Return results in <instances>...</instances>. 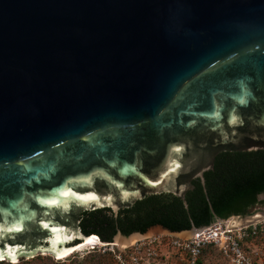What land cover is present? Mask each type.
<instances>
[{
	"label": "water",
	"instance_id": "1",
	"mask_svg": "<svg viewBox=\"0 0 264 264\" xmlns=\"http://www.w3.org/2000/svg\"><path fill=\"white\" fill-rule=\"evenodd\" d=\"M258 150L264 0H0V262L83 244L85 211L188 208L220 153Z\"/></svg>",
	"mask_w": 264,
	"mask_h": 264
},
{
	"label": "trees",
	"instance_id": "2",
	"mask_svg": "<svg viewBox=\"0 0 264 264\" xmlns=\"http://www.w3.org/2000/svg\"><path fill=\"white\" fill-rule=\"evenodd\" d=\"M205 180L207 191L200 179L193 180L195 189L186 195L188 208L173 194L152 195L132 208L121 209L117 216L108 208L83 212L82 231L89 236L96 234L104 242H112L119 231L124 235L145 233L155 225L183 231L193 225H210L218 218L253 215L260 203L258 196L264 195V150L220 153L214 169L205 173ZM263 227L264 224L260 225L258 233L249 240L259 235ZM209 248L212 246L206 249Z\"/></svg>",
	"mask_w": 264,
	"mask_h": 264
},
{
	"label": "built area",
	"instance_id": "3",
	"mask_svg": "<svg viewBox=\"0 0 264 264\" xmlns=\"http://www.w3.org/2000/svg\"><path fill=\"white\" fill-rule=\"evenodd\" d=\"M231 218L217 219L203 231L187 239L171 234H157L119 248L117 264H206L204 250L216 247L225 256L221 264H264L245 249L250 237L263 224L237 225ZM116 246L115 244H105ZM118 246V245H117ZM95 249V248H94ZM169 256L163 257V254Z\"/></svg>",
	"mask_w": 264,
	"mask_h": 264
},
{
	"label": "rangeland",
	"instance_id": "4",
	"mask_svg": "<svg viewBox=\"0 0 264 264\" xmlns=\"http://www.w3.org/2000/svg\"><path fill=\"white\" fill-rule=\"evenodd\" d=\"M258 201L260 203L254 208L253 215L232 216L230 217L233 221L232 223L237 224L236 221L241 220L243 223H241L240 225H244L246 223L249 224L251 223V221L247 220L249 217L255 216L256 214H260L262 215L261 218L257 221H252V223L264 224L263 194L258 196ZM157 234L166 235L165 239H167L169 236L167 235V233H153L149 237H152ZM245 245H246L245 249L248 251L249 254L253 255L258 260L264 262V227L259 235L248 240ZM118 251H119V246L117 245L107 246L99 241L94 240L90 245H86L81 249L76 250L73 253L61 259L49 253H39L31 258H21L18 262H14L11 264H117L115 253ZM165 256H169V254L165 252V254H163V257ZM204 260L206 264H221L225 260V256L220 251H218L216 247H212L206 249ZM5 262H6L5 264L10 263L8 261Z\"/></svg>",
	"mask_w": 264,
	"mask_h": 264
},
{
	"label": "snow or ice",
	"instance_id": "5",
	"mask_svg": "<svg viewBox=\"0 0 264 264\" xmlns=\"http://www.w3.org/2000/svg\"><path fill=\"white\" fill-rule=\"evenodd\" d=\"M73 183H74V181H73ZM149 183H151V181H149ZM61 195H65V196H67V195H78V193L74 192L72 189H68V191L62 192ZM85 198H86L85 196H80V199H82V200L85 199ZM52 202L55 203V201H52ZM44 227L47 228L48 225L45 224ZM7 231L10 232L11 228L7 229ZM17 231H23V229L22 228H17ZM52 231L55 232V231H58V230L57 229H52ZM3 232H4V229H3L2 226H0V234H2ZM2 238H3V236L0 235V239H2ZM90 239H94V237H92ZM6 251L11 253L12 254V259L15 260V258H16L15 253L12 252L11 246L8 245V244H5L3 246V248H0V259H4V253ZM67 251H70V250H65V254H66Z\"/></svg>",
	"mask_w": 264,
	"mask_h": 264
},
{
	"label": "bare ground",
	"instance_id": "6",
	"mask_svg": "<svg viewBox=\"0 0 264 264\" xmlns=\"http://www.w3.org/2000/svg\"><path fill=\"white\" fill-rule=\"evenodd\" d=\"M261 216L262 215H260V214H256L255 216H251V217H249L247 220L248 221H257V220H259L260 218H261ZM238 219V218H237ZM246 220V221H247ZM237 222V225H240L241 223H243L241 220H237L236 221ZM92 237H94V239H90V238H92ZM94 240H96V241H99L95 236H90L83 244H80L79 246H77V247H75V248H73V249H70V251H67L66 252V254H65V252H63V253H61V254H59L58 256H57V258H59V259H61V258H63V257H66V256H68L69 254H71V253H73L74 251H76V250H79V249H81L82 247H84V246H86V245H90ZM100 242V241H99ZM137 242V241H136ZM133 243H135V242H133ZM133 243H130L129 245H131V244H133ZM115 245H118V244H115ZM128 246V245H127Z\"/></svg>",
	"mask_w": 264,
	"mask_h": 264
},
{
	"label": "flooded vegetation",
	"instance_id": "7",
	"mask_svg": "<svg viewBox=\"0 0 264 264\" xmlns=\"http://www.w3.org/2000/svg\"><path fill=\"white\" fill-rule=\"evenodd\" d=\"M158 195V194H157ZM152 196V195H151ZM149 197V196H148ZM132 208V207H131Z\"/></svg>",
	"mask_w": 264,
	"mask_h": 264
}]
</instances>
